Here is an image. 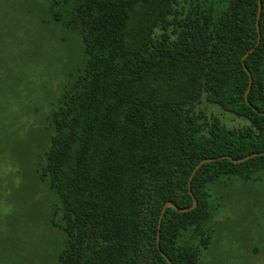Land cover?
<instances>
[{"label":"trees","instance_id":"trees-1","mask_svg":"<svg viewBox=\"0 0 264 264\" xmlns=\"http://www.w3.org/2000/svg\"><path fill=\"white\" fill-rule=\"evenodd\" d=\"M222 2L35 0L37 25H0V264H202L219 188L264 174V153L203 162L157 248L201 159L264 151V0L257 44L258 0Z\"/></svg>","mask_w":264,"mask_h":264},{"label":"rangeland","instance_id":"rangeland-1","mask_svg":"<svg viewBox=\"0 0 264 264\" xmlns=\"http://www.w3.org/2000/svg\"><path fill=\"white\" fill-rule=\"evenodd\" d=\"M19 0H0V7L14 3L17 5ZM22 4H25L31 8L30 13H25L24 16L17 17L10 15L4 18H0V25H6L4 23L18 22L27 26H35L39 23V20L33 16V5L35 0H20ZM41 2V0H36ZM211 3L216 10L223 8L222 0H200ZM47 4V2H46ZM11 13V12H10ZM46 19L47 15H46ZM48 27V23L46 24ZM217 111V109H214ZM218 112V111H217ZM225 122L229 125H238L239 120L230 119L231 117L225 115ZM227 185L219 188V192H223V199L217 198L218 209L215 212L213 218V225L217 228L214 234V240H219L210 246L206 251L203 252L202 264H240L243 257V251L252 253V249L257 247L260 248L263 244L258 241L257 237L260 235L259 232L264 230V174L258 173L255 176V180L240 181L238 179H231V182L226 183ZM214 197V196H213ZM215 202H217L215 200ZM3 204V203H2ZM4 206L9 205L7 203ZM1 218V217H0ZM4 223V222H3ZM2 221L0 219V225ZM240 230L238 239L243 240V243L230 242L224 238L226 235L232 233L230 231ZM1 230V227H0ZM242 230L248 231L244 233ZM33 241L38 248V251L42 252L44 245L52 244L58 237L55 230L50 229L47 224L38 220L37 225L34 227ZM40 234V238L36 237V233ZM1 242V238H0ZM49 249V247H47ZM253 254V253H252ZM253 264H264V254L262 249L254 254L252 257Z\"/></svg>","mask_w":264,"mask_h":264},{"label":"water","instance_id":"water-1","mask_svg":"<svg viewBox=\"0 0 264 264\" xmlns=\"http://www.w3.org/2000/svg\"><path fill=\"white\" fill-rule=\"evenodd\" d=\"M259 13H260V0H258V11H257V20H256V24H257V31H258V40L256 42V44L258 43L259 41V38H260V33H259V27H258V17H259ZM255 46H252L247 52L244 53V55L242 56V60L244 59V57L248 54L249 51L253 50ZM245 70L247 71L248 75H249V81H248V86H247V89L245 91V99L247 101V93H248V90L251 86V82H252V77L250 75V72L248 71V69L245 67ZM250 104V103H248ZM252 106V105H251ZM252 108L257 111V109L255 107L252 106ZM260 113H264V112H260ZM261 153H264V151H259V152H255V153H251L249 155H245L243 157H239V158H233L231 157L230 155H222V156H218V157H208V158H203L201 159L196 165L195 167L193 168L190 176H189V179H188V183H187V186H188V189H189V193L191 195V198H192V204L185 207V208H179L175 203H173L172 201H166L162 208H161V211H160V216H159V220H158V228H157V232H156V242H157V248L160 250V247H159V243H158V237H159V228H160V222H161V218H162V215L165 211V209L169 206L175 208L176 210L178 211H188L192 208H194L196 205H197V200L191 190V179L195 173V171L197 170V168L205 161H210V160H215V159H219V158H229L231 159L233 162H239V161H242V160H245V159H248L250 157H253L255 155H259ZM161 254L164 256V258L168 261L169 264H173L171 262V260L166 256V254H164L162 251H160Z\"/></svg>","mask_w":264,"mask_h":264}]
</instances>
